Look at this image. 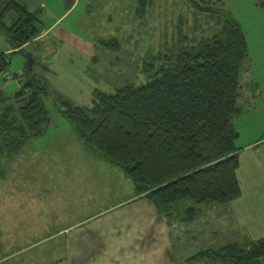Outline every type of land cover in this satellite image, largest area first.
<instances>
[{"label": "trees", "instance_id": "16d2710c", "mask_svg": "<svg viewBox=\"0 0 264 264\" xmlns=\"http://www.w3.org/2000/svg\"><path fill=\"white\" fill-rule=\"evenodd\" d=\"M63 1L66 9L74 2ZM151 2L141 0L139 15ZM254 2L264 7V0ZM185 3L197 12L215 13L219 27H197L191 37L181 35L175 52L156 53L145 64L147 79L138 85L125 84L111 92L96 89L89 106L51 90L32 68L26 69V78L15 91L0 88V154L4 148L19 150L46 129L50 115L45 98L53 93L60 113L85 148L120 168L136 194L150 199L158 212L169 216L176 204L190 199L193 204L185 216L189 218L198 210L196 204L221 205L237 199L239 149L233 119L241 112L246 35L222 0ZM39 11L22 0H0V35L10 46V51H0L4 81L10 54L45 28ZM200 257L222 264H264V236L246 245L231 242L202 250L190 259Z\"/></svg>", "mask_w": 264, "mask_h": 264}, {"label": "rangeland", "instance_id": "374dc122", "mask_svg": "<svg viewBox=\"0 0 264 264\" xmlns=\"http://www.w3.org/2000/svg\"><path fill=\"white\" fill-rule=\"evenodd\" d=\"M222 1L224 7L240 22L248 45V56L242 73L243 92L238 101L241 112L233 119L234 125L235 119L240 116L235 121L236 126L234 125L237 131L240 129L242 132L236 139L240 144L249 136L246 134L249 131H245L247 128L255 124L256 129L262 130L257 122L260 120L258 113L263 111L259 104L264 105V51L260 45L264 42V7H259L254 0ZM22 2L31 10L40 9L39 23L46 27L38 36L22 45L35 56L33 74L43 77L51 90L61 91L80 105L89 106L96 89L111 92L125 84L138 85L144 82L147 79L143 70L145 64L154 60L156 53L175 52L181 46V35L191 37L190 34L198 33L192 32L197 27H210V30L219 27L215 13L211 15L197 12L185 0H152V4L147 5L141 15V0H74L70 9L64 7L63 0ZM49 26L52 28L48 33L46 30ZM197 30L199 31L198 28ZM102 40L111 44L104 46L101 44ZM78 43L92 48V58L89 57L88 48L84 49L83 54H79L80 58L75 56L77 50L74 45ZM7 45L5 37L0 35V50ZM69 66V74L61 76ZM26 69L28 70L27 59L17 52L11 53L9 70H13L15 76L6 81L0 76V88L7 93L15 91L25 80ZM76 85L79 86V94L74 96L73 88ZM54 97L51 93L45 98L51 120L46 129L40 135L25 141L19 150L13 152L4 148L0 155V172L4 176L1 179H5L6 186L5 201L2 202L6 204V211H12L13 205L10 202L16 190L13 187V181L16 180H31L34 186L41 182H53V186L48 187L49 192H53V210L61 206L56 198L64 190L58 185L61 182H68L70 185L72 181H85L82 185L87 186L84 189L86 197L90 195L94 203H98L95 199L102 201V206L121 198L120 194L128 193L124 182L120 181L122 178L119 171L122 170L85 148L82 138L68 127L69 123L60 113ZM247 110L249 111L245 112ZM261 134L264 135V132ZM1 141L0 136V145ZM29 164L39 168L28 167ZM78 168L81 172H76ZM29 187V184H21L17 192L28 195ZM34 196L38 198L42 194L31 195ZM190 204H193L190 199L183 201L174 206L169 216L164 214L166 224L171 229V256L174 264H222L207 257H200L198 260L187 258L203 249H217L231 241L244 243L245 238L234 236L238 233L231 231L227 222L217 217L201 220L208 213L207 206H204L207 203L196 204L198 210L191 213L189 218L185 217L186 208ZM41 222L44 221L35 223ZM11 227V221L0 219V258L15 248L22 247L24 251H18L16 258L0 264L27 259L32 250L29 246L26 247L30 240L23 241L21 236L12 237L10 234L12 228L23 227L22 222ZM18 231L15 228L14 232ZM256 232L255 235L250 234L254 238L264 235L262 229H257Z\"/></svg>", "mask_w": 264, "mask_h": 264}, {"label": "crops", "instance_id": "0c3cea01", "mask_svg": "<svg viewBox=\"0 0 264 264\" xmlns=\"http://www.w3.org/2000/svg\"><path fill=\"white\" fill-rule=\"evenodd\" d=\"M47 28L46 31L49 33L52 26ZM260 45L264 51V42ZM87 48L89 57L92 58V48L83 43L74 45V49L77 50L75 56L80 58L79 54H83L84 49ZM78 50H80L79 53ZM0 51L8 52L10 46L7 45ZM63 54L66 55V53ZM69 69L70 66L61 76L68 75ZM18 87L19 85L16 89ZM73 89H75L74 96H77L79 86ZM61 90L64 92L62 88ZM259 107H262L263 111L258 113L260 120L257 124L262 130L256 129L254 124L245 130L249 131L246 133L249 136L243 143L239 144L236 141L242 134L240 129L235 138V145L239 149V166L236 176L240 186V196L226 204H204L207 206L208 213H205L201 219L211 220L217 217L227 222L230 230L238 233H233L234 236L245 238V242L241 244L238 241H231L240 245H246L251 240L258 239L252 236L257 234V229L264 230V135H260L264 132V105L260 103ZM67 125L71 127L70 124ZM27 166L39 168L32 164ZM76 172H81L80 168ZM119 172L122 178L120 181H123L128 189L127 195L120 194L121 198L102 206V201L95 199L98 203H94L90 195L86 197L84 189L87 186L82 185L85 181H72L70 185L68 182H61L58 185L64 190L59 192L60 195H56L61 205L57 206V210L52 208L53 192L48 190V187L53 186V182H41L34 186L31 180L29 182L13 181V187L16 190L12 201L10 200L13 205L12 211H6L4 206L6 204L2 202L5 201L3 199L6 186L5 179H1L4 176H1L0 172V208L2 209L0 219L11 221L12 227L17 226L21 221L23 227H15L19 229L18 233H15V228L11 227L10 234L12 237L21 236L23 241L30 240L26 247L32 248L27 259L12 260L7 264H174L171 256V229L166 224V216L158 212L152 201L145 195L136 194L132 181L122 171ZM21 184L25 186L29 184L28 195L17 192ZM59 186L56 187L59 188ZM32 194H42V196L31 197ZM210 210L212 211L209 214ZM36 221L44 222L36 224ZM33 236L37 238L34 239ZM21 248H15L2 256L0 263L16 258L18 251H24Z\"/></svg>", "mask_w": 264, "mask_h": 264}, {"label": "water", "instance_id": "95a60500", "mask_svg": "<svg viewBox=\"0 0 264 264\" xmlns=\"http://www.w3.org/2000/svg\"><path fill=\"white\" fill-rule=\"evenodd\" d=\"M17 53L21 54L27 59V64H28V70L30 71L32 68V64L35 61L34 56L32 55V52L25 46H21L17 48Z\"/></svg>", "mask_w": 264, "mask_h": 264}, {"label": "built area", "instance_id": "2783aa9c", "mask_svg": "<svg viewBox=\"0 0 264 264\" xmlns=\"http://www.w3.org/2000/svg\"><path fill=\"white\" fill-rule=\"evenodd\" d=\"M13 71L12 70H7V71H5L4 72V77L6 78V79H10V78H12L13 77Z\"/></svg>", "mask_w": 264, "mask_h": 264}]
</instances>
